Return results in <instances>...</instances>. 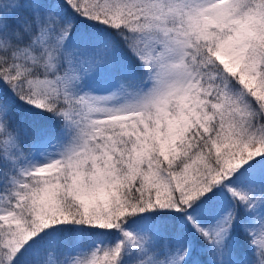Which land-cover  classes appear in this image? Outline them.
<instances>
[{
    "label": "snow or ice",
    "instance_id": "snow-or-ice-1",
    "mask_svg": "<svg viewBox=\"0 0 264 264\" xmlns=\"http://www.w3.org/2000/svg\"><path fill=\"white\" fill-rule=\"evenodd\" d=\"M0 264H264V0H0Z\"/></svg>",
    "mask_w": 264,
    "mask_h": 264
},
{
    "label": "trees",
    "instance_id": "trees-1",
    "mask_svg": "<svg viewBox=\"0 0 264 264\" xmlns=\"http://www.w3.org/2000/svg\"><path fill=\"white\" fill-rule=\"evenodd\" d=\"M103 78L108 79V78L105 77V76H98V77L94 78V79L91 81V86H93L95 83H96V84H102L101 81H104V80H102ZM241 243H244V241L241 240ZM75 255H77L80 259H85V258H89V259H90V254L87 253V252H77V253H75Z\"/></svg>",
    "mask_w": 264,
    "mask_h": 264
},
{
    "label": "rangeland",
    "instance_id": "rangeland-1",
    "mask_svg": "<svg viewBox=\"0 0 264 264\" xmlns=\"http://www.w3.org/2000/svg\"><path fill=\"white\" fill-rule=\"evenodd\" d=\"M102 80L104 81H101L102 84H94L92 87L98 91V92H106L108 90H110L111 88V81L109 79H106V78H103Z\"/></svg>",
    "mask_w": 264,
    "mask_h": 264
}]
</instances>
